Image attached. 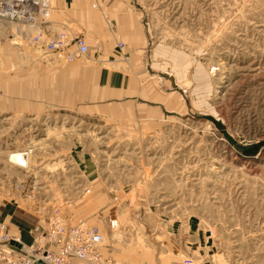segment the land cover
<instances>
[{
	"label": "rangeland",
	"instance_id": "374dc122",
	"mask_svg": "<svg viewBox=\"0 0 264 264\" xmlns=\"http://www.w3.org/2000/svg\"><path fill=\"white\" fill-rule=\"evenodd\" d=\"M130 1L168 106L119 116L1 88L0 233L35 256L59 214L99 228L117 264H264V146L244 155L264 141V0ZM2 43L0 79L50 69Z\"/></svg>",
	"mask_w": 264,
	"mask_h": 264
},
{
	"label": "crops",
	"instance_id": "0c3cea01",
	"mask_svg": "<svg viewBox=\"0 0 264 264\" xmlns=\"http://www.w3.org/2000/svg\"><path fill=\"white\" fill-rule=\"evenodd\" d=\"M50 3L53 7L49 14L52 30L60 22L85 30L83 37L88 47V60L52 64L47 70L21 71L18 77L0 79V89L8 88L9 97L17 102L47 108L93 110L103 107L120 116L118 111L121 113L122 108L137 104L138 110H147L150 115L159 117L172 97L162 93L158 83L149 79V67H158L156 58L165 55L159 48L149 50L150 38L131 1L50 0ZM116 41L125 45L127 59L120 55ZM4 47L1 49L3 54L6 53ZM103 254L105 257L112 254L106 249L105 242ZM76 264L85 263L77 260Z\"/></svg>",
	"mask_w": 264,
	"mask_h": 264
},
{
	"label": "built area",
	"instance_id": "2783aa9c",
	"mask_svg": "<svg viewBox=\"0 0 264 264\" xmlns=\"http://www.w3.org/2000/svg\"><path fill=\"white\" fill-rule=\"evenodd\" d=\"M51 7L49 0H0V39L28 47L31 62H46L38 57L39 52L66 63L85 58L88 47L75 28L62 24L59 31H48L52 30ZM47 241V250L40 247L35 256L24 255L10 244L6 233H0V264H76L77 260L85 264H117L104 256V239L97 227L69 225L59 214L50 218Z\"/></svg>",
	"mask_w": 264,
	"mask_h": 264
},
{
	"label": "bare ground",
	"instance_id": "6f19581e",
	"mask_svg": "<svg viewBox=\"0 0 264 264\" xmlns=\"http://www.w3.org/2000/svg\"><path fill=\"white\" fill-rule=\"evenodd\" d=\"M49 4L51 5V3H50V0H49ZM52 6V5H51ZM51 10H53V7H51ZM50 10V11H51ZM65 23V22H64ZM64 23H62V22H60V23H57V28H55L54 29V31H59L60 29H61V25L63 24V25H65ZM66 25H68V26H71V27H73L72 25H70V24H66ZM74 28V27H73ZM48 31H50V32H52V33H54V31L53 30H49L48 29ZM85 40V39H84ZM2 41H4L6 44H10L11 45V47H13L15 50H17V51H19V56H21V46H18V44H16V43H14V42H12V41H7V40H2V39H0V44L3 46V43H2ZM86 42V41H85ZM12 44H14V45H16V46H14V45H12ZM27 49H28V47H26V49L24 48L23 50H24V52L25 51H27ZM29 50V49H28ZM30 52V51H29ZM3 54V53H2ZM38 57L39 58H42V59H44L46 62H43V60H40V59H36V61H35V63L36 64H42V65H52V64H60V63H62V64H73V63H77V62H79V61H81V60H83V59H78V60H75L73 63H66V62H62L61 60H58L57 58H53V59H51L50 57H48L47 55H44V53H42V52H39V54H38ZM29 151V150H28ZM28 151H26V152H16V153H13V154H11L10 155V161L12 162V163H15V164H17V165H20V166H23V167H27L28 166V164H29V162H30V153L28 152ZM29 157V158H28ZM79 225V224H78ZM1 227H3V229L5 228L4 226H0V229H1ZM99 229V228H98ZM2 231V230H1ZM100 231V230H99ZM3 233H4V231H3ZM100 233H101V231H100ZM102 234V233H101ZM8 236V235H7ZM102 236H103V234H102ZM9 237V236H8ZM9 239H10V241L12 240L10 237H9ZM103 239H104V236H103ZM12 242V241H11ZM10 242V243H11ZM104 242H105V240L103 241V246H104ZM19 243V242H18ZM13 247H16L17 249H20V252L21 253H23L24 255H29L27 252H25L26 250H25V247L22 249L21 247H22V245H21V247L19 248V247H17L16 245H12ZM102 246V247H103ZM55 251H56V248H55ZM32 256H34V255H32ZM37 257V256H36ZM39 257V256H38ZM106 258H108V257H106ZM46 264V263H45Z\"/></svg>",
	"mask_w": 264,
	"mask_h": 264
},
{
	"label": "water",
	"instance_id": "95a60500",
	"mask_svg": "<svg viewBox=\"0 0 264 264\" xmlns=\"http://www.w3.org/2000/svg\"><path fill=\"white\" fill-rule=\"evenodd\" d=\"M263 146H264V141L263 142H260V143H258L256 145H253L251 148H248V149H246L244 151V155H256L258 153L259 149L261 147H263ZM10 244L11 245H16L19 248L21 247V243H18L16 241H12ZM38 264H45V262L39 261Z\"/></svg>",
	"mask_w": 264,
	"mask_h": 264
}]
</instances>
